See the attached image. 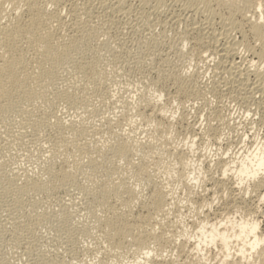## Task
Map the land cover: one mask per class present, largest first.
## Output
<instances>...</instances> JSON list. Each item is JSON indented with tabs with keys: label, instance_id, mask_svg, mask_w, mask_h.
Returning <instances> with one entry per match:
<instances>
[{
	"label": "bare ground",
	"instance_id": "6f19581e",
	"mask_svg": "<svg viewBox=\"0 0 264 264\" xmlns=\"http://www.w3.org/2000/svg\"><path fill=\"white\" fill-rule=\"evenodd\" d=\"M173 1L179 4L174 5L175 8L172 7L168 15L157 18L156 24L160 26V31L158 33H155L152 28L149 29L146 27L147 30L149 29L147 36L142 35V37H134L130 39L131 44L122 43V52L124 51L125 54L128 55V51L131 50L129 48H132L134 49V53L137 52V55H135L136 61L141 62L145 59L150 61L153 64L151 66L153 69H151L152 73L156 75L155 79L157 78L154 81L152 80V84H150L152 88L154 87V89L157 90V93L154 92L156 95L153 92L151 95L149 91H146V93H138L139 95L137 94L138 96L135 98L136 104H134L137 107L132 108L136 120L138 119L141 123L144 122V125L145 123L150 124V131L152 129L151 132H153L151 133L153 134L152 136L148 134L146 136L149 137L144 138L145 140H140V138L135 137L137 134H132L133 131L126 132L124 129L119 130L121 131L119 132L117 130L121 127L119 125L120 127L117 128V123L119 121L116 123V120L112 121L107 117L100 118L103 122L102 124L100 120L98 122L103 126L102 128L101 125H99L102 130L99 126H97L98 128L95 127L96 123L94 124L91 118L94 115L93 110L96 107H93V104H91L89 100L91 98L88 99L85 93L84 97L82 93L84 90H89L91 94L97 93L99 91L95 88L97 86H92L91 84L105 74L103 72V74L99 73V77L97 76L100 71L97 70L99 69L98 63L100 59L96 58L95 55L96 53L98 54V49H96V47H101V45L96 46L101 40L100 38L110 36V33H112V26L116 25V22H118L122 16L134 17L136 13L135 20L137 21H139V18L147 16L144 13L145 10L144 12L142 11L150 2L153 4H151L153 6L151 10L154 8L155 14H157V16L160 15L161 12L163 13L161 8L164 7L165 4L167 8L166 0H0V155L3 151H9L12 148L15 150L14 147L21 144L20 142L23 140L24 133L28 128L30 130L32 129L34 134L35 132L36 134L37 132L43 133V130H46L47 133L44 135L43 144L49 149V153H47L49 155L46 161L47 164L39 170L41 175L29 174L30 172H26L27 170L22 174L11 173L8 168L13 165H9L7 173L4 166L6 167L9 163H3L4 160L2 159H5L6 156L0 157V159L3 160L2 162L0 160V203H2V207H4L1 210L3 211V209H5V213L9 216L8 221L10 225V230H8L10 231V238L1 239L0 245L9 246V248L12 249L14 248V252L15 248L21 246L22 240L25 239L28 245L24 247V250L31 253L32 246H30L31 243L29 238H31V233L33 236V227L38 221L40 222V220L48 218L49 216V213L46 212H44V214L35 213L37 208L42 206L39 205L34 197L38 194L55 193L57 189L67 184L77 185L78 188L80 186V181L78 183L77 177L79 176H77V174H83V172H85V180L87 179L89 184H86L87 186L81 185L83 187L80 188L83 189L85 197L89 198H86L89 200L87 209L91 213L93 218L92 222H94V224L92 223V225H90L89 222L87 223L89 226H85L86 224H84L81 229H83V233L88 236L91 235L94 229L97 230L96 232L100 235L101 238H99L102 239L105 244V251H102L104 253V256H102L103 259L99 260L101 264H106V259L110 262L107 261V264H264V232L260 229L263 220H260L258 215V212H261L259 208L264 207V174L262 172L264 171V142L257 143L256 145L254 144L255 146L251 149H243L242 151L245 152L238 153L240 156L237 159H235V157L232 158V156L227 157V152L215 153L217 156L215 155V163L213 162V164L215 166L214 168L217 170V174H211L202 171L203 169H195L191 166V157L195 152L194 146H196L194 145V140L196 138H194V140L190 139L189 142L183 144L185 147H181V149H179L178 146H174L175 144H169L172 145L169 147H167L168 145L166 146L167 150L164 158H167L169 161L167 162L172 166H170V164L166 165H169L171 170H174L175 178L178 179V183H180L184 190V192L183 190L181 191L184 193V196L181 195L184 197L182 199H185L191 206L190 210L193 215L191 213L189 214L192 215L193 219L190 220L191 225L189 226L183 223L179 226L180 223L178 222L180 219L177 221L174 217H169L170 210L174 209L173 204H176V201L172 202L176 199H174L175 191L172 188L167 189L166 187L165 189L163 185L155 182L154 173H152L153 169L150 170L151 165H153V168L156 165V168L159 167V164H162V167L164 164L161 154L160 157L159 155L157 158L155 156L156 153L158 154L157 151H159V146H163L161 144V139L163 138H157L154 136V133H156L157 136L163 137L166 133H169V130L173 129L174 126H184V124L187 123L182 113L178 119H174L176 113L173 114L168 109L169 105L166 107V105H164L166 103H163V105L161 103L157 104L158 100L162 99L160 98L162 92L164 89H167L165 85H169L173 90V92L170 91L172 94L169 93V101L172 103L179 98L180 100L184 98L181 101L196 98V96L200 95L202 92V88L199 87L200 83H197V78L190 76L184 77V74H179L176 69L178 73H172L170 71V73L165 72L164 66L170 63V57L169 59L160 57L158 45L161 43L160 41L162 38H166V28L176 29L182 26V29H180L182 31L179 32L180 36H178L177 40L175 38V40L178 43L188 42L190 44L187 55L191 59V56H193L201 62H214V74L217 79L211 82L213 84L211 87H208L207 92H213L212 94L218 97L220 92L229 91L227 90V82L232 88L234 86H244L246 90H248L247 93H249V98L252 97V101L256 99L258 101L256 103L264 107V0ZM170 3L172 4V2ZM7 5L9 7L8 9ZM165 9L162 8L164 11ZM62 10H65L66 13L63 14ZM140 11L141 13L139 16L138 12ZM128 21L130 20L128 19ZM138 24L139 22L137 25ZM244 27L248 34L252 36L253 40H251L252 38L250 39L252 42L247 40L246 34H244L243 31ZM135 30H137V28H131L132 32H135ZM232 31L240 34L239 40L232 36ZM121 33L123 34V31ZM114 35L115 34H113V36ZM169 39L167 40L168 42ZM175 40L174 42H176ZM131 45H133V47H131ZM179 45L180 44L177 46ZM180 47H183V45H180ZM108 50L109 47L107 51ZM114 52H116V49ZM114 52L112 53L113 55ZM243 52L244 54H251L255 60L250 59V64L247 63L248 66L240 68L241 66L235 61V58ZM125 54L124 58L126 57ZM117 57L119 56L117 55ZM112 58L114 59L115 57ZM96 59L99 62H96ZM118 60H116V63ZM130 61L132 62V60ZM109 66L111 67V65ZM262 66L263 69L261 70ZM63 69L67 71L65 75L62 74V72H64L62 71ZM68 74L71 75L69 76ZM250 74H255V79L253 77L254 81L249 82L251 78H248V75ZM212 79H215V77ZM101 80L102 79L99 81ZM160 81L162 82L159 89H157V83ZM101 82H103V80ZM98 84L100 85V82ZM169 87L168 91L166 90L167 94L170 90ZM152 88L150 86L151 91L153 90ZM222 88H224V90ZM98 93L100 94V92ZM98 93L96 95H98ZM102 94L98 96L102 97L101 100L104 101V95L106 93L104 92V94ZM92 96L93 95H91V97ZM164 96L166 95L164 94ZM127 98L128 97H126V101ZM205 100L207 101L208 99ZM181 103L182 102H180L179 105H181ZM59 104H65V107L67 105L74 109L75 115L73 114V117L71 116L72 118L70 117L69 121L62 122L60 117L52 113L55 111L52 110L51 112L50 108L57 105L59 106ZM107 104L109 105V103ZM259 104L258 106H260ZM126 109L124 110L126 111ZM207 110L208 112L210 111L208 113V115L210 114L209 117L219 118L221 115L219 111L213 107ZM118 111L120 112V110ZM261 112L263 113V111ZM55 115L57 117H55ZM132 117L131 119H133ZM128 119H130L129 116H127L126 119L124 118L126 122H128ZM124 120L123 122H125ZM260 120H262V118ZM13 122H16L17 126H15L18 127V129L13 125ZM186 125L188 126L187 128L191 129L188 124ZM115 126H117L116 129ZM13 127H15L16 130ZM122 127L121 129L125 128ZM216 127V129H218V126ZM133 129L135 130V128ZM141 129L142 128H140V130ZM230 129L227 130L231 131ZM146 131L148 130L146 129ZM101 132L107 133V135L104 136ZM190 133L188 132V134ZM220 133H223L222 136H225L224 131ZM220 133L217 134V130L215 131V129L213 132V129L208 126L207 133L205 134H207L206 137L209 134V136L211 135L214 138L212 140L220 142L219 140L222 138L220 137ZM95 135L98 136L95 137ZM36 139L38 140V138ZM163 142L165 141L163 140ZM32 144L33 142L30 146ZM22 146L16 147L23 148ZM26 146V148H28V144ZM236 148L234 147L235 150ZM22 150L23 149H21V151ZM31 150H35V148ZM24 151L25 150H23L22 155L27 154L26 152L24 153ZM11 152L13 151H10V154H13ZM237 152L235 153L237 154ZM5 153L3 152V154ZM28 155L31 157V154ZM133 155H138L139 161L136 162V158L133 161ZM8 157L6 159L10 160ZM19 157H14V159L16 158V160H19ZM31 158L34 159V157ZM118 161L124 162L122 164H125L126 167L130 166L129 168L132 176L138 177L137 179L140 183L144 181V183L151 186L147 195H140L141 191L138 192L133 187L130 188L129 184L127 185L125 183V178L123 179L122 175L125 170L127 172H129V170L124 169L123 165L122 168L124 171L120 170L121 167L117 166L116 163ZM171 161L173 163H171ZM199 163L202 164V162ZM120 164L121 163H119V165ZM194 165L195 167H199L196 164ZM71 166L73 170H71ZM13 168L14 167L10 169L14 170ZM29 170L31 171L32 169ZM206 170L209 171V169ZM169 175H171V173ZM82 177H84V174ZM210 182L211 187H215L213 191L208 187ZM233 183H235V185H233ZM166 184L168 186V183ZM197 184H201V187L203 186V189L200 190L201 192L196 190L198 188L195 189ZM66 187L68 188V185ZM232 191H237V193H233ZM210 192H212V194H210L212 196L208 197L207 195H209ZM246 196H248L250 200L249 203L247 202ZM61 197H63V195ZM195 197L198 199H194ZM50 198L51 200L53 199L52 197ZM37 199L43 201L40 198ZM215 200L220 201V204L217 203L219 206L215 208V210H220V212H215V210L211 211ZM47 201H44L45 204H47ZM53 202L54 200L51 201V204ZM57 202L59 201L57 200ZM81 204L82 203H80V205ZM176 206L177 205H175V208H178ZM134 208L138 210H134ZM43 209H45V207ZM133 210L136 212H133ZM176 211L178 212V209H176ZM98 212L102 214H98ZM171 213L173 214V212ZM173 215L177 214L175 213ZM0 216L4 217L2 214ZM185 221L187 222V220ZM67 226H69V224ZM67 230H70L71 234L79 231L72 227ZM1 231H3V229H1ZM94 233L95 231L93 234ZM96 235L97 233L94 234V236ZM86 238H82L84 240L82 244L80 242L81 245L86 242ZM93 239L96 238L92 237V240ZM96 240H94V242H96ZM64 241V244L67 243L70 245L77 244L78 242L73 243V237L69 236H67ZM98 241L99 240H97V242ZM97 244L99 245V242ZM81 245L79 247L80 249L84 247L81 248ZM101 245L100 247L102 250ZM79 248L76 247L75 249L80 251ZM84 248L82 249L83 251ZM99 248L98 251L100 250ZM1 250L4 251L3 249ZM18 250L20 249L18 248ZM24 250L22 248V251ZM60 250L61 249H59V251ZM87 251L90 252L91 250ZM102 252L100 253L103 254ZM28 253L25 252L27 255ZM44 254L39 255L38 253L36 264L61 263L60 260H62V258L60 260L57 258L54 259L55 257L53 259H48ZM4 255L3 258L0 255V264L11 263L7 258L10 256V253L6 255L7 259ZM128 255L131 258H128ZM83 256H86V254L84 255L83 253ZM92 256L95 257L96 255L92 254ZM85 259L86 258H84V260ZM12 264H14V262ZM18 264H20V262Z\"/></svg>",
	"mask_w": 264,
	"mask_h": 264
},
{
	"label": "rangeland",
	"instance_id": "374dc122",
	"mask_svg": "<svg viewBox=\"0 0 264 264\" xmlns=\"http://www.w3.org/2000/svg\"><path fill=\"white\" fill-rule=\"evenodd\" d=\"M166 2H167V8L165 7L166 6V4H165V6L164 7H162L163 9H165V11L164 10H162V8H161V11H163V13L161 12V14L160 15H158L157 16V14H155V12H154V10L152 11L151 10V8L153 7L152 5V3L150 2L146 7H144L143 8V11L142 12H144V10H145V15H149L148 17L147 16H145L144 18L142 17V18H139L138 20L139 21H137V20H135V16H136V13H135V15H134V17H132V16H122V18H120V20H118V22H116V25H114V26H112V28H111V32L112 33H110V36H107V37H102V38H100L101 40L98 42V44H96V46L97 45H101V47L100 46H98V47H96V49H98L97 51H98V54L96 53V55H95V57L96 58H98V59H100L99 61H97V59H96V62H99L98 63V68L99 69H97V70H100L99 72H98V74L99 73H102L103 74V72L105 73V74H103L100 78H98L99 80L100 79H102L103 80V82H104V84H103V82H101V81H99L98 79H97V81H98V83L100 82V85L97 83V81H95L93 84H91L92 86H97V87H95L96 89H97V91L98 92H100V94H104V92L106 93L104 96V101L103 100H101V98L102 97H99L98 95H100L98 92V95H96L97 93H95V94H91L90 92H89V90L87 91V90H84L83 91V96L85 97V95H86V97L89 99V98H91V99H89L90 100V102H91V104H93V107H96V108H94V119H93V116H92V122L94 121V124H95V127H97V126H99V125H101L103 122L101 121V117L103 118V117H107L108 119L110 118V120H112V121H114V120H116L115 122L117 123L118 121V123H117V126H115V129H116V127L117 128H119L120 126L122 127V124H123V127H125V128H123V129H121V127L119 128V129H117L118 131L119 130H126V132H132V134H134V135H136L135 137L136 138H140V140L141 139H144V138H147V137H149V136H152L153 134H151V133H153V132H151L152 131V129H151V131H150V124H146L145 123V125H144V122H140L138 119L136 120V117L134 116V113H133V109L132 108H135V107H137L136 105H134V104H136V96H138L139 94L138 93H146V91L148 92H150L151 93V95H152V92L154 93V92H156L157 93V90L156 89H154V87L152 88V85H150V84H152V80L154 81V80H156L155 79V77H156V75L154 74V73H152V68H151V66L153 65L150 61H148L147 59H145L144 61L142 60L141 62H139V61H136V56L135 55H137V52L136 53H134V49H132V48H129V49H131V50H129L128 51V55L127 54H125V52L123 51L122 52V50H123V45H122V43L123 42H125V43H127V44H131V40L130 39H133L134 37H142V35L143 36H147V34H148V32H149V29L150 28H152V30H154V32L155 33H158L159 31H160V26L159 25H157L156 23H157V18L158 17H162V16H165V15H168V12L171 10V8L172 7H174V5H178L176 2H174L173 0L171 1V0H166ZM170 2H172V4L170 3ZM176 3V4H175ZM152 4V5H151ZM172 5V6H171ZM171 6V7H170ZM9 7H8V5H7V9H8ZM175 8V7H174ZM146 9H147V12H146ZM168 10V11H167ZM152 11V12H151ZM152 14H151V13ZM153 12H154V14H153ZM62 13L63 14H65L66 12H65V10H62ZM139 13V16H140V13H141V11L140 12H138ZM137 13V14H138ZM128 19L130 20V21H128ZM135 20V21H134ZM142 20H143V22H142ZM125 21V22H124ZM134 23H133V22ZM136 21H137V23L139 22V24L137 25V23H136ZM148 21H149V23H148ZM154 21H155V23H154ZM126 22H128V23H126ZM140 22H142V23H140ZM133 23V24H132ZM143 23H144V25H143ZM147 25H146V24ZM120 25V26H119ZM132 25H134V26H132ZM152 27H151V26ZM154 25V26H153ZM124 26V27H123ZM131 26V27H130ZM136 26H138V27H136ZM118 27V28H117ZM130 27V28H129ZM149 28L148 30H147V28ZM131 28H137V30H135V32H132L131 31ZM146 28V29H145ZM112 29H113V31H112ZM120 29V30H119ZM124 29V30H123ZM180 29H182V26H180V27H177L176 29H174V28H166V30L165 31H167L166 33H165V35H166V38H170L169 39V42L167 41L168 39H166L165 37L164 38H162V40L160 41L161 43H159V49H158V47H157V49L159 50V55H160V57H163V58H166V59H169V57H170V63H168L166 66L168 67H166V66H164L165 67V72H167V73H170V72H172V73H176L177 71L179 72V74L181 73L182 75L184 74V77H188V76H190V77H195V78H197L196 80H197V83H200V85H199V87L200 88H202V89H204V90H202L201 89V94L200 95H198V96H196V98L198 99H196V98H193V99H185V101H181L182 99H184V98H181V100H180V98L178 99V100H174L173 101V103L172 102H170L169 101V97H170V94H172L171 92H173V90H172V88L171 87H169V85H165L166 87L165 88H167V89H164V91L162 92V95H161V97L160 98H162V99H159L158 100V102H157V104H162L163 105V103H166V104H164V105H166V107L169 105V107H168V109L173 113V114H175V116H174V119H178V117L181 115V113L185 116L184 118H186V120H185V122L187 121V123H185L184 124V126H182V125H177V126H174L173 127V129H170L169 130V133H166L163 137L162 136H157L156 135V133H154V136H156L157 138H163V139H161L162 140V145L165 147H161V146H159V151H157L158 152V154L156 153V158H157V156L159 155V157H160V154L162 155L161 157L163 158L162 160L164 161V164H163V167L161 166L162 164H159V167H156L155 168V166H154V168H153V165H151L150 167H151V169L150 170H152V173H154L153 175H154V179H155V182H157V183H160L161 185H163L164 187H165V189H166V187H167V189H170V188H172L174 191H175V195H174V199L175 200H173L172 202H175L176 201V204L175 205H177L176 207H178V208H175V205L173 204V208L174 209H171L170 210V216L169 217H174L177 221L179 220V222L178 223H180L179 224V226H181V224L183 223L184 225H187V226H189V225H191V219H193L192 218V213H191V206L189 205V203L185 200V199H182V198H184V197H182V196H184V190H183V188H182V186L180 185V183H178V179H176L175 178V173L173 172L174 170L172 169L171 170V167H169V165L167 166L166 164H170V163H168L169 161H168V159L166 158H164L165 157V155H166V150H167V148H166V146L167 147H169V146H172L173 144H175L174 146H178V148L179 149H181V147H185V145H183V144H185V143H187V142H189V140L190 139H193L194 140V138H196L195 140H194V145H196V146H194V154H193V156L191 157L192 159H191V166L193 167V168H195V169H197V168H200V169H203L202 171H206V172H208V173H211V174H217L216 172H217V170H216V168H214L215 166H214V164H213V162L215 163V155L216 154H218L217 152H219V153H222V152H227L226 153V156L227 157H230V156H232V158L233 157H235V159H237V158H239V156H240V154H238V153H242V152H245V151H242L243 149L245 150H247V149H251V148H253L257 143L259 144V143H261V142H264V107L261 105V104H259V103H256V102H258L256 99L255 100H253L252 101V97H250L249 98V96H248V94L249 93H247L248 92V90H246V87H240V86H234L233 88L232 87H230L229 86V83L227 82V90H229L228 92H226V91H223V92H220L219 94V96L217 97L215 94H212L211 92H207L208 91V87H211V85L213 84V83H211V82H213V81H215L217 78H216V76H215V74H214V62H212V61H207V63H205V62H201V61H199V60H197V58H195V57H193V56H191L192 57V59L187 55V53H188V51H189V48H190V44L188 43V42H185V43H178L176 40H177V38H178V36H180V34H179V32L180 31H182V30H180ZM130 30V31H129ZM143 30H144V32H147V33H144L143 32ZM147 30V31H146ZM123 31V34L121 33ZM126 31V32H125ZM177 31V32H176ZM243 31H244V34H246V38H247V40L250 42L251 40H253V38H252V36H250L249 34H248V32L246 31V29H245V27H244V29H243ZM117 32V33H116ZM119 32V33H118ZM132 32V33H131ZM143 32V33H142ZM176 32V33H175ZM233 33H232V36L235 38V39H237V40H239L240 39V34L239 33H237V32H235V31H232ZM245 32H247V33H245ZM140 33V34H139ZM170 33V34H169ZM171 33H173V34H171ZM113 34H115L114 36H113ZM127 34V35H126ZM168 34V35H167ZM125 35V36H124ZM133 35V36H132ZM174 35V36H173ZM237 35V36H236ZM113 36V37H112ZM116 36H117V38H116ZM121 36V37H120ZM176 36V37H175ZM248 36V37H247ZM110 37V38H109ZM124 37V38H123ZM127 37V38H126ZM171 37H172V39H171ZM105 38H109V39H105ZM116 38V39H115ZM175 38H176V40H175ZM252 38V39H251ZM106 41H105V40ZM114 41H113V40ZM125 39V40H124ZM251 39V40H250ZM107 40H108V42H107ZM171 40H173V41H171ZM174 40L176 41V42H174ZM103 41V42H102ZM113 41V42H112ZM130 41V42H129ZM166 41V42H165ZM107 42V43H106ZM165 42V43H164ZM170 42H171V45H170ZM252 42V41H251ZM121 43V44H120ZM168 43V44H167ZM172 43H173V45H172ZM178 43V44H180V45H183V47H180V45L179 46H177L176 44ZM108 44H109V46H108ZM116 44H118V45H116ZM105 47H104V46ZM112 47V49H111V47ZM166 46V47H165ZM172 46V47H171ZM177 46V47H176ZM108 47H109V50L111 49L113 52H114V50L116 49V52H114V55L112 54L113 52L110 50H108L107 51V49H108ZM116 47V48H115ZM131 47H133V45H131ZM189 47V48H188ZM104 48H105V50H106V52H105V50H104ZM120 48H121V50H120ZM173 48V49H172ZM100 49V50H99ZM102 49V50H101ZM179 49H181V50H179ZM184 49V50H183ZM180 52H179V51ZM119 51V52H118ZM131 51V52H130ZM135 51H136V49H135ZM163 51V52H162ZM166 51V52H165ZM100 52V53H99ZM102 52V53H101ZM112 52V53H111ZM118 52V53H117ZM122 52V53H121ZM170 52V53H169ZM115 53H117V54H115ZM132 53H134V54H132ZM183 53H184V57H183ZM186 53V54H185ZM113 56H112V55ZM121 54V55H120ZM124 54H125V58H124ZM130 54V55H129ZM164 54V55H163ZM179 54H182V55H179ZM117 55L119 56V57H117ZM123 55V56H122ZM177 55H179V56H177ZM98 56V57H97ZM181 56V57H180ZM112 57H115L114 59L112 58ZM128 57H130V58H128ZM132 57H133V59H132ZM186 57H187V59H186ZM189 57V58H188ZM251 57V58H250ZM110 58H112L114 61H115V63H116V60H118L117 61V63L115 64L114 63V61L112 60V59H110ZM124 58V59H123ZM126 58H128V59H126ZM175 58V59H174ZM179 60H178V59ZM123 61H122V60ZM250 59H253V56L251 55V54H249V53H245L244 54V52L243 53H241L239 56H237L236 58H235V61L236 62H238L239 64H240V68H244V67H246V66H248V64H250ZM112 60V61H111ZM124 60H125V62H124ZM127 60V61H126ZM130 60H132V62L130 61ZM141 60V59H140ZM188 60V61H187ZM193 60V61H192ZM253 60H255V59H253ZM124 62V63H122V62ZM177 61H179V62H177ZM185 61V62H184ZM187 61V62H186ZM119 62V63H118ZM121 62V63H120ZM128 62V63H127ZM136 62V63H135ZM145 62V63H144ZM182 62V63H181ZM147 63V64H146ZM151 63V64H150ZM203 63H205V64H203ZM248 63V64H247ZM118 64V65H117ZM138 64V65H137ZM145 64V65H144ZM150 64V65H149ZM109 65H111V67L109 66ZM113 65V66H112ZM117 65V66H116ZM130 67H129V66ZM136 65V66H135ZM156 65V64H155ZM115 66H116V68L118 67V66H120V67H118L117 69L115 68ZM127 66V67H126ZM132 66V67H131ZM150 66V67H149ZM170 66V67H169ZM105 67V68H104ZM261 67V66H260ZM114 68V69H113ZM149 68V69H148ZM170 68H172V69H170ZM152 69V70H151ZM177 71H176V70ZM263 69V66H262V68H261V70ZM116 70V71H115ZM62 71H64V69L62 70ZM106 71V72H105ZM151 71V72H150ZM170 71V72H169ZM65 72H67V71H64V72H62V74L63 75H65ZM145 72V73H144ZM177 72V73H178ZM143 73V74H142ZM148 73V74H147ZM150 73V74H149ZM191 75H190V74ZM97 74V76L99 77L100 76V74L98 75ZM108 76H107V75ZM153 74V75H152ZM186 74H188V75H186ZM69 75V74H68ZM71 75V74H70ZM69 75V76H70ZM106 75V76H105ZM214 75V76H213ZM252 75V76H251ZM104 77V78H103ZM107 77V78H106ZM215 77V79H212V78H214ZM253 77H254V79H255V74H250V75H248V78H251V79H253ZM143 78V79H142ZM152 78H154V79H152ZM251 79H249V82L250 81H254V79L253 80H251ZM145 80V81H144ZM209 80V81H208ZM105 81H106V83H105ZM144 81V82H143ZM150 82V83H149ZM161 82L162 81H160V82H158L157 83V87H155V88H157V89H159V87H160V84H161ZM98 85H97V84ZM206 83V84H205ZM210 86H209V85ZM159 85V86H158ZM205 85H207V86H205ZM236 85V84H235ZM150 86H151V88L153 89L152 91H151V89H150ZM202 86V87H201ZM102 87V88H101ZM168 87H169V92H168V94H167V92H166V90L168 91ZM239 89H238V88ZM230 88V89H229ZM234 88H236V89H234ZM146 89V90H145ZM149 89V90H148ZM223 90H224V88H222ZM104 90V91H103ZM107 90H109V91H107ZM111 90V91H110ZM231 90V91H230ZM232 90H234V91H232ZM171 91V92H170ZM247 93V95H246V93ZM87 92V93H86ZM165 92V93H164ZM204 92V93H203ZM84 93H85V95H84ZM89 93V94H88ZM136 93V94H135ZM170 93V94H169ZM89 96H88V95ZM102 94V95H103ZM111 94V95H110ZM138 94V95H137ZM155 94V93H154ZM164 94L167 96H164ZM91 95H93L92 97H91ZM114 95V96H113ZM156 95V94H155ZM155 95H153V96H155ZM212 95V96H211ZM97 96V97H96ZM112 96V97H111ZM164 96V97H163ZM215 98H214V97ZM108 97V98H107ZM126 97H128L127 98V101H126ZM199 97V98H198ZM201 97V98H200ZM204 97V98H203ZM94 98V99H93ZM96 98V99H95ZM114 100H113V99ZM163 98H165V99H163ZM224 98V99H223ZM93 99V100H92ZM107 99V100H106ZM118 99H119V101H118ZM123 101H122V100ZM132 99H135V100H132ZM168 101H167V100ZM205 99H208L207 101L205 100ZM222 99V100H221ZM92 100V101H91ZM95 100H96V102H95ZM99 100V101H98ZM112 100V101H111ZM121 100V101H120ZM126 102H125V101ZM164 100V101H163ZM180 100V101H179ZM190 100V101H189ZM105 102V103H103V102ZM116 101V102H115ZM167 101V102H166ZM177 101H179V102H177ZM193 103H192V102ZM204 101V102H203ZM208 103H206V102ZM111 102V103H110ZM119 102V103H118ZM180 102H182L181 103V105H179L180 104ZM187 102V103H186ZM211 102V103H210ZM107 103H109V105L107 104ZM113 103V104H112ZM127 103V104H126ZM129 103V104H128ZM191 103V104H190ZM117 104V105H116ZM120 104V105H119ZM184 104V105H183ZM187 104H188V106H187ZM258 104L261 106H258ZM65 104H59V106L57 107V106H54V107H52V108H50V110H51V112H52V110L53 111H55V112H52V113H55L58 117H60V119H61V121L62 122H66V121H69L70 120V117L72 116L73 117V114L75 115V111H74V109L73 108H71V107H68L67 105H66V107L64 106ZM100 105V106H99ZM114 105H115V107H114ZM123 105H125V106H123ZM127 105V106H126ZM130 105V106H129ZM132 105V106H131ZM211 105V106H210ZM62 106V107H61ZM180 106V107H179ZM208 106V107H207ZM210 106V107H209ZM65 107V108H64ZM68 107V108H67ZM119 107V108H118ZM126 107H127V109H126ZM184 107V108H183ZM211 107H213V108H215L216 110H218L219 111V113L221 114L220 115V117L219 118H213V117H209V115H208V113L210 112H208V108L210 109ZM218 107V108H217ZM54 108H55V110H54ZM69 109V110H68ZM71 109V110H70ZM104 109V110H103ZM109 109V110H108ZM124 109H126V111L124 110ZM47 110H48V108H47ZM98 110H100V111H98ZM111 110H113V111H111ZM118 110H120V112L118 111ZM70 111H72V112H70ZM106 111V112H105ZM261 111H263V113L261 112ZM99 112V113H98ZM122 112H123V114H122ZM222 112V113H221ZM257 112V113H256ZM66 113V114H65ZM106 113V114H105ZM114 113V114H113ZM129 113H130V115H129ZM262 113V114H261ZM59 114H60V116H59ZM99 114V115H98ZM112 114V115H111ZM118 114V115H117ZM224 114V115H223ZM55 115V117H57ZM66 115V116H65ZM69 115V116H68ZM117 115V116H116ZM223 115V116H222ZM262 115V116H261ZM99 116V117H98ZM127 116H129V118L130 119H128V122H126L125 120H124V118L126 119V117ZM132 116H134V117H132ZM187 116V117H186ZM261 116V117H260ZM62 117V118H61ZM66 117H68V118H66ZM71 117V118H72ZM98 117V118H97ZM113 117H114V119H113ZM124 117V118H123ZM131 117L133 118V119H131ZM176 117V118H175ZM96 118H97V120H96ZM208 118V119H207ZM262 118V120H260ZM68 119V120H67ZM118 119V120H117ZM121 119H123L125 122H126V124H125V122H123V120H121ZM99 120L101 121L100 123L101 124H99L98 122H99ZM103 120V119H102ZM111 121V122H112ZM121 121V122H120ZM135 121V122H134ZM137 121V122H136ZM193 121V122H192ZM252 122H253V124H252ZM120 123H122V124H120ZM130 123V124H129ZM139 123V124H138ZM207 123H209V124H207ZM226 123V124H225ZM129 124V125H128ZM134 124H135V126H134ZM142 124V125H141ZM176 124V123H175ZM186 124H188L190 127H191V129H189V128H187L188 126L186 125ZM198 126H197V125ZM211 124V125H210ZM220 124V125H219ZM13 125L15 126H17V124H16V122L14 123L13 122ZM120 125V126H119ZM125 125V126H124ZM127 125V126H126ZM131 125V126H130ZM144 125V126H143ZM209 127H211L212 129H213V132H214V129H215V131L217 130V134H219L220 132H223L224 131V135L225 136H222L223 135V133H220V137H222V138H220V142H218L217 140H212V139H214L211 135L209 136V134H208V136L206 137V135L207 134H205V133H207V128H208V126ZM15 126V127H16ZM134 126V127H133ZM141 126V127H140ZM182 126V127H181ZM192 126H193V128H192ZM194 126H195V128H194ZM200 126H201V128H200ZM203 126H205V127H203ZM214 126V127H213ZM216 126H218V129H216L217 127ZM229 126V127H228ZM255 126V127H254ZM13 127L15 130H16V128L18 129V127ZM100 127V126H99ZM101 127L103 128V126L101 125ZM100 127V128H101ZM144 127V128H143ZM150 127V128H149ZM233 127V128H232ZM263 127V128H262ZM98 128V127H97ZM102 128H101V130H102ZM129 128V129H128ZM133 128H135V130L133 129ZM140 128H142L141 130H140ZM148 130V131H146V129ZM181 128V129H180ZM231 128V129H230ZM29 129V128H28ZM28 129H26L25 131V133H24V137H23V143H22V141L20 142L21 144H19V145H16V146H18V147H20V146H22L23 144L25 145H23L22 147L23 148H18V147H14V149L16 150H13V148L11 149V150H9V151H3L5 154H3V152L1 153V155H0V157H4V155L6 156L5 157V159L8 157V158H10V160L8 159H4V158H2V159H0L1 160V162L3 161V163H5L6 162V164H8V165H6V167L4 166V164H3V166H4V169L7 171V173H8V170H10L9 172H11V173H19V174H22V173H24L25 172V170H27L26 172H30L29 174H32V175H37V174H39V175H41L40 173H39V170H41V167H43L45 164H47V160H48V154L47 153H49V149H48V147L47 146H44V135H46V133H47V131L46 130H43V131H41V132H43V133H38L37 132V134H36V132H35V134H34V131H32V129L30 130H28ZM191 130V131H193V132H191V131H189V130ZM206 129V130H205ZM230 129L231 131H228V130ZM225 130H227V131H225ZM142 131V132H141ZM174 131V132H173ZM190 133V134H188V132ZM199 131V132H198ZM204 131V132H203ZM31 132V133H30ZM40 132V131H39ZM119 132H121V131H119ZM125 132V131H124ZM137 132V133H136ZM150 132V133H149ZM170 132H173V133H170ZM235 132H236V134H238V135H236L235 134ZM45 133V134H44ZM140 133H142V134H140ZM143 133H144V135H143ZM200 133V134H199ZM101 134H104V136L105 135H107V133H103V132H101ZM148 134H150L149 136H146V135H148ZM37 135V136H36ZM40 135V136H39ZM42 135V136H41ZM140 135V136H139ZM143 135V136H142ZM188 135V136H187ZM202 135H204V136H202ZM257 135V136H256ZM39 136V137H38ZM98 135H95V137H97ZM103 136V135H102ZM146 136V137H145ZM186 136V137H185ZM198 136V137H197ZM228 136V137H227ZM246 136V137H245ZM253 136V137H252ZM35 137V138H34ZM185 137V138H184ZM235 137V138H234ZM241 137V138H240ZM31 138H34V139H31ZM36 138H38V140L36 139ZM204 138V139H203ZM248 138V139H247ZM250 138V139H249ZM27 139V140H26ZM159 139V140H160ZM187 139V140H186ZM206 139V140H205ZM42 140H43V142H42ZM145 140V139H144ZM163 140L165 141V142H163ZM172 140V141H171ZM181 140V141H180ZM211 142H210V141ZM227 142H226V141ZM37 141V142H36ZM40 141V142H39ZM250 141V142H249ZM30 142V143H29ZM33 142V146L31 145L30 146V144ZM42 142V143H41ZM160 142V141H159ZM205 142V143H204ZM215 142V143H214ZM229 142V143H228ZM232 142V143H231ZM236 142V143H235ZM254 142V143H253ZM28 144V148L29 147H31V148H26L27 146V144ZM164 143V144H163ZM179 143V144H178ZM204 143V144H203ZM231 143V144H230ZM166 144V145H165ZM169 144H172V145H169ZM228 144H230L229 146H227ZM251 144H252V146H251ZM255 144V145H254ZM37 145V146H36ZM38 145H40V146H38ZM47 145V144H46ZM181 145V146H180ZM183 145V146H182ZM219 145V146H218ZM240 146V147H239ZM249 146V147H248ZM25 147V148H24ZM41 147V148H40ZM225 147V148H224ZM233 147V148H232ZM234 147L236 148V147H238V148H236V150L234 149ZM247 147V148H246ZM33 148H35V150H31V149H33ZM46 148V149H45ZM227 148V149H226ZM241 149V151H240V149ZM21 149H23V150H25L24 151V153L26 152L27 154L25 155H22V153H23V150L21 151ZM43 151H42V150ZM48 149V150H47ZM164 149V150H163ZM219 149V150H218ZM221 149H223V150H221ZM232 149V150H231ZM239 149V150H238ZM161 150V151H160ZM225 150V151H224ZM10 151H13V152H11V153H13V154H10ZM19 151H21L20 153H18ZM33 151V152H32ZM42 151V152H41ZM48 151V152H47ZM215 151V152H214ZM232 151V152H231ZM237 151H239V152H237ZM29 152V153H28ZM30 152H32L33 154H34V156H33V154L32 153H30ZM35 152V153H34ZM39 152V153H38ZM40 152H41V155H40ZM235 152H237V154L235 153ZM216 153V154H215ZM3 154V155H2ZM14 154H15V156H14ZM28 154H31V157H34V159H32ZM38 154V155H37ZM45 154V155H44ZM197 154V155H196ZM203 154V155H202ZM20 155H22V156H20ZM36 155V156H35ZM40 155V156H39ZM43 155V156H42ZM199 155V156H198ZM237 157H236V156ZM12 156H13V158H12ZM19 157V160L17 159L16 160V158H18ZM38 156V157H37ZM138 155H133V161L135 160V158H136V162L137 161H139V157H137ZM217 156V155H216ZM14 157H16L15 159H14ZM27 157V158H26ZM29 157V158H28ZM36 157V158H35ZM44 157V158H43ZM212 157V158H211ZM22 158V159H21ZM72 158V157H71ZM204 158V159H203ZM20 159H21V161H20ZM45 159V160H44ZM138 159V160H137ZM165 159V160H164ZM202 159V160H201ZM16 160V164L14 163V161ZM39 160V161H38ZM44 160V161H43ZM196 160V161H195ZM210 160V161H209ZM8 161V162H7ZM19 161V162H18ZM35 163H34V162ZM168 161V162H167ZM204 161V162H203ZM12 162V163H11ZM18 162V163H17ZM29 164H28V163ZM38 164H37V163ZM83 162V161H82ZM81 162V163H82ZM119 162V161H118ZM118 162H116L117 163V166H120L121 167V169L120 170H122V171H124V169H127V170H129V172H127L126 170L124 171V173H123V175H122V178L124 179V181H125V183L128 185L129 184V187L130 188H134L135 190H137L138 192H140V195H142L143 194V196H145V195H147L148 194V192H149V188H151V186L149 185V184H146V183H144V181L143 182H139V180L137 179L138 177H133L132 176V173H131V170H130V166H128V167H126L125 166V164H122V163H124V162H122V161H120L119 163H121L120 165H119V163ZM167 162V163H166ZM199 162H202V164H200ZM210 162H212V163H210ZM15 165H14V164ZM26 163V164H25ZM135 163V162H134ZM171 163H173L172 161H171ZM197 163H199V164H197ZM210 165H209V164ZM41 164V165H40ZM83 165H84V162L82 163ZM81 164V165H82ZM194 164H196L197 166H199V167H195V165ZM1 165H2V163H1ZM9 165H13V166H10L9 167ZM18 165V166H17ZM122 165H123V168H122ZM24 166V167H23ZM36 166V167H35ZM167 168H166V167ZM170 166H172L171 164H170ZM9 167V168H8ZM12 167H14L13 169L14 170H12V169H10V168H12ZM17 167V168H16ZM32 167V168H31ZM83 167H85V166H83ZM161 167V168H160ZM201 167H203V168H201ZM7 168H8V170H7ZM39 168V169H38ZM71 168V170H73L72 169V166L70 167ZM170 168V169H169ZM173 168V167H172ZM29 169H32L31 171L29 170ZM37 169V170H36ZM86 169V168H85ZM159 169V170H158ZM206 169H209V171H207ZM12 170V171H11ZM36 170V171H35ZM165 170V171H164ZM15 171H19V172H15ZM22 171V172H21ZM84 171H86V170H84ZM169 171V172H168ZM41 172V171H40ZM166 172H167V174H166ZM263 172V174H264V171H262ZM34 173V174H33ZM129 173V174H128ZM161 173V174H160ZM164 173V174H163ZM171 173V175L173 176H171V175H169ZM174 173V174H173ZM84 174V177H82V175ZM83 174L82 173H78L77 174V176H79V177H77L78 178V183H79V181H80V186L77 188V185H73V184H67L68 185V188L66 187L67 185H64V186H62V187H60V189H57L56 191H55V193H52V194H38V195H36L34 198L36 199V201H38V203H39V205H41L42 207H39V208H41V209H39V208H37V210H36V212L35 213H39V214H44V212H46V213H49V216H48V218H44V219H42V220H40V222L38 221V223H36L35 224V226L33 227V236H32V233H31V238H29L28 240L30 241V246H32L31 247V250L33 251H31V253L29 252L28 253V251H25L24 250V247H27V243L25 242V239L24 240H22V243L20 244L21 246H18V248L20 249V250H18V248H15V251L13 252V250H14V248L12 249V248H9V246H4V245H0V248L1 249H3L4 251H2L1 249H0V251L2 252H0V255H1V257L3 258V255H4V257L6 258L7 256L6 255H9V253H10V256H8L7 258L9 259L8 261L9 262H11V263H9V264H12L13 262H14V264H18L19 262H20V264H36V261H37V256H38V253H39V255H43L44 253V256H46L48 259H53L54 257V259H61L62 258V260H60L61 261V263L60 264H101V261L99 262V260H101V259H103L102 258V256H104V253L102 252L103 250L105 251V244L103 243V241H102V239H100L101 237H100V235L98 234V232H96L97 230H93L92 231V233H91V235L93 234V232L95 231V233L94 234H96L97 233V235L96 236H94V234L92 235V237H95L97 240H99L98 242H99V245L97 244L98 242H97V240L96 239H93L92 240V237H91V235H87V234H85V233H83V229H81V227L83 228V226H84V224H86L85 226H89V224L87 225V223H89L90 222V225H92V223L94 224V222H92L93 221V218H92V216H91V213L88 211V201L89 200H87V199H89L88 197H85V195L83 194V189L82 188H80V187H83V186H81V185H84V186H87L88 184H89V182L87 181V179L85 180V175H86V173L85 172H83ZM156 174H158V175H156ZM81 175V176H80ZM125 175V176H124ZM162 175V176H161ZM168 175H169V177H168ZM216 176V175H215ZM41 177V176H40ZM84 178V179H83ZM172 178H174V179H176V180H174V179H172ZM80 179V180H79ZM157 179V180H156ZM160 179V180H159ZM162 179V180H161ZM82 180V181H81ZM169 180V181H168ZM22 181V180H21ZM20 181V182H21ZM85 181V182H84ZM131 181V182H130ZM135 181V182H134ZM164 181V182H163ZM166 181V182H165ZM82 182H84V183H82ZM88 182V183H87ZM130 182V183H129ZM166 183H168V186H167V184ZM230 183V182H229ZM87 184V185H86ZM170 184H172V185H170ZM175 184V185H174ZM70 185V186H69ZM73 185V186H72ZM133 185V186H132ZM233 185H235V183H233ZM139 186V187H138ZM170 186V187H169ZM174 186H176V187H174ZM137 187V188H136ZM179 187H180V189H179ZM208 187H210L211 188V191H213L214 190V188L215 187H211V182L208 184ZM77 188V189H76ZM196 188H198V189H196ZM64 189V190H63ZM74 189V190H73ZM79 189V190H78ZM195 189L198 191V192H201L200 190H202L203 189V186L201 187V184H197L196 186H195ZM72 190V191H71ZM82 190V191H81ZM180 190V191H179ZM183 190V192H181ZM67 191V192H66ZM177 191V192H176ZM81 192V193H80ZM233 193H237V191H232ZM59 193V194H58ZM65 193H66V195H65ZM71 193V194H70ZM183 193V194H182ZM54 194V195H53ZM79 194V195H78ZM210 194H212V192H210L209 193V195H207L208 197H211L212 195H210ZM43 195V196H42ZM63 195V197H61ZM82 195V196H81ZM182 195V196H181ZM40 196H42V197H40ZM47 198H46V197ZM54 196V197H53ZM142 196V197H143ZM177 196V197H176ZM181 196V197H180ZM50 197H52L53 199L51 200V198ZM80 197V198H79ZM179 197V198H178ZM247 198V202L249 203L250 202V200L248 199V196H246ZM37 198H40V199H42L43 201H41V200H39V199H37ZM44 198V199H43ZM87 198V199H86ZM181 198V199H180ZM46 199V200H45ZM49 199V200H48ZM63 199H65V200H63ZM80 199H81V201H80ZM194 199H198L197 197H195ZM48 200V201H47ZM54 200V204L52 203L51 204V201H53ZM57 200L59 201V202H57ZM69 200V201H68ZM71 200H72V202H71ZM85 200V201H84ZM182 200V201H181ZM44 201H47L46 203L47 204H49V205H47V204H45V202ZM83 201V202H82ZM217 200H215V202L213 203V205H212V208H211V211L212 210H215V208H217L219 205L218 204H220V201H217ZM70 202H71V204H72V206H71V204H70ZM74 202V203H73ZM42 203V204H41ZM44 203V204H43ZM62 203H64V204H62ZM80 203H82L81 205H80ZM87 203V204H86ZM185 203V204H184ZM218 203V204H217ZM1 204V208H0V215L2 214V215H4V217L3 216H0V228L1 229H3V231H1V229H0V233H2V234H0V242H1V239L2 240H4V239H8V238H10V231H8V230H10V225H9V216L5 213L6 211H5V209H3V211L1 210L2 208H4V207H2L3 206V204L2 203H0ZM84 204H86V205H84ZM57 205V206H56ZM65 206V207H63V206ZM68 205V206H67ZM85 206V207H84ZM87 206V207H86ZM45 207V209H43ZM62 207V208H61ZM48 208V209H47ZM264 208V207H263ZM262 207H260L259 209L261 210V212L259 211L258 212V215H259V217H260V220H263L260 224V229L264 232V209H263ZM39 209V210H38ZM87 209V210H86ZM137 208H134V210H136ZM176 209H178V212L176 211ZM181 209V210H180ZM42 210V211H41ZM45 210V211H44ZM133 210V212H136V211H134ZM138 210V209H137ZM174 210V211H173ZM86 211V212H85ZM180 211V212H179ZM4 212V213H3ZM43 212V213H42ZM171 212H173V214H177V215H173ZM215 212H220V210L219 211H217V210H215ZM89 213H90V218H89ZM184 213H185V215H184ZM189 213H191V214H189ZM260 213V214H259ZM8 216H6V215ZM98 214H102L101 212H98ZM179 214V215H178ZM181 214V215H180ZM189 217H188V216ZM262 215V216H261ZM185 217V218H184ZM5 218V219H4ZM178 218V219H177ZM4 219V220H3ZM185 220H187V222L185 221ZM182 221V222H181ZM190 222V223H189ZM81 223V224H80ZM189 223V224H188ZM2 224V225H1ZM7 224V225H6ZM69 224V226H67ZM77 224V225H76ZM68 227V228H67ZM72 227L73 229H77V233H74V234H71V232H70V230H67V229H70V228ZM77 227H79V228H77ZM9 228V229H8ZM7 229V230H6ZM179 229V228H178ZM4 230H6V231H4ZM82 230V231H81ZM8 231V232H7ZM6 232H7V234H6ZM4 233V234H3ZM79 234V235H78ZM1 235H3V236H1ZM78 235V236H77ZM67 236H69V237H73V243H76L77 241V244H72V245H70V244H64L65 243V238L67 237ZM84 236V237H83ZM88 237V238H86V237ZM6 237V238H5ZM33 237V238H32ZM76 239H75V238ZM100 237V238H99ZM4 238V239H3ZM78 238V239H77ZM82 238H86L87 240H86V242L85 243H83V245H81L82 244V242H83V240L84 239H82ZM34 239V240H33ZM91 239V240H90ZM32 240H33V242H32ZM94 240H96V242H94ZM24 242V243H23ZM80 242H81V244H80ZM61 244H63V245H61ZM81 245V248L84 246H86L85 248H87V249H85L84 247V251L82 250V249H80L79 247H80V245ZM93 244V245H92ZM94 244H95V246L97 247H95L94 246ZM102 244V245H101ZM79 245V246H78ZM98 245V246H97ZM100 245L102 246V250H101V247H100ZM59 246H63L62 248L61 247H59ZM37 247H38V249H37ZM40 247V248H39ZM52 247V248H51ZM58 247V248H57ZM67 247V248H66ZM79 248V250L80 251H78V250H76L75 248ZM93 247V248H92ZM100 247V248H99ZM5 248V249H4ZM22 248H23V250L24 251H22ZM73 248V249H72ZM91 248V249H90ZM98 248L100 249L99 251H98ZM104 248V249H103ZM8 249V250H7ZM17 249V250H16ZM26 249V248H25ZM43 249V250H42ZM59 249H61L60 251H59ZM66 249V250H65ZM93 249V250H92ZM8 252H7V251ZM63 250V251H62ZM85 250H86V252H85ZM87 250H91L90 252H88ZM50 251V252H49ZM67 251V252H66ZM81 251H83V252H81ZM96 251V252H95ZM16 252H18V253H16ZM25 252H27L28 253V255L27 254H25ZM36 254H35V253ZM53 252V253H52ZM65 252V253H64ZM77 252V253H76ZM81 252V253H80ZM92 252V253H91ZM100 252H102L103 254H101ZM122 252H123V250H122ZM43 253V254H42ZM50 253V254H49ZM83 253H84V255L86 254V256H83ZM91 253V254H90ZM101 255H100V254ZM80 254V255H79ZM92 254H95L96 256L94 257V256H92ZM12 255H14V256H12ZM18 255V256H17ZM31 255V256H30ZM48 255V256H47ZM51 255V256H50ZM90 255V256H89ZM16 256V257H15ZM80 256H81V260H80ZM129 256V255H128ZM12 258V259H10V258ZM18 257H19V260H18ZM34 257V258H33ZM64 257V258H63ZM6 258V259H7ZM84 258H86L85 260H84ZM92 258V259H91ZM95 258H97V259H95ZM128 258H131L130 256L128 257ZM32 259V260H31ZM89 259V260H88ZM30 260V261H29ZM107 259H106V264H107ZM109 262V261H108ZM110 263V262H109Z\"/></svg>",
	"mask_w": 264,
	"mask_h": 264
}]
</instances>
